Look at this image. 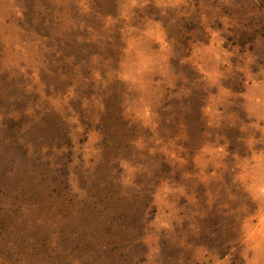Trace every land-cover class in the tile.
<instances>
[{
    "label": "rangeland",
    "instance_id": "rangeland-1",
    "mask_svg": "<svg viewBox=\"0 0 264 264\" xmlns=\"http://www.w3.org/2000/svg\"><path fill=\"white\" fill-rule=\"evenodd\" d=\"M0 264H264V0H0Z\"/></svg>",
    "mask_w": 264,
    "mask_h": 264
}]
</instances>
